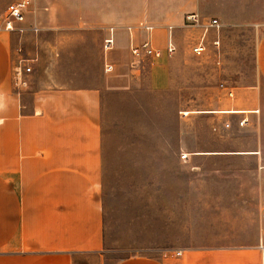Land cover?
Returning <instances> with one entry per match:
<instances>
[{
  "label": "rangeland",
  "instance_id": "374dc122",
  "mask_svg": "<svg viewBox=\"0 0 264 264\" xmlns=\"http://www.w3.org/2000/svg\"><path fill=\"white\" fill-rule=\"evenodd\" d=\"M14 1L0 0V13ZM191 12L218 19L219 64L212 51L202 57L192 53L203 31L186 27ZM143 19L156 28L154 41L161 49L172 26L176 51L163 59L145 58L136 69L131 33L127 27L128 40L124 27ZM28 20L42 28L38 61L49 68L40 71V79L54 87L101 89L107 264L217 237L249 242L260 235L264 178L257 166L260 160L264 165V75L257 48L264 36V0H35ZM111 27L115 45L106 54ZM216 37V31L207 33L208 41ZM27 45L33 54V44ZM22 47L21 54L29 57ZM105 61L113 64L112 71L105 72ZM15 66L14 84L21 80ZM153 77L158 82L165 77L167 86L153 87ZM22 85L19 89L26 88ZM238 92L257 100V113L218 112L219 97L228 102ZM255 148L263 160L201 153ZM182 154L189 159L182 160Z\"/></svg>",
  "mask_w": 264,
  "mask_h": 264
},
{
  "label": "crops",
  "instance_id": "0c3cea01",
  "mask_svg": "<svg viewBox=\"0 0 264 264\" xmlns=\"http://www.w3.org/2000/svg\"><path fill=\"white\" fill-rule=\"evenodd\" d=\"M143 22L152 25L143 19L124 27L128 40L127 27L135 28L133 37L141 40ZM23 43L31 55L29 37L0 32V264H107L101 89L54 87L37 76L49 68L42 60L24 74L26 88H16L13 69ZM257 63L264 75V36ZM152 85L163 88L167 80L153 77ZM220 100L219 113H257V100L245 99L243 92ZM201 153L261 154L257 148ZM257 167L264 178L261 160ZM258 205L264 213V192ZM262 246L264 227L249 242L217 237L157 256L137 253L113 264H263Z\"/></svg>",
  "mask_w": 264,
  "mask_h": 264
},
{
  "label": "built area",
  "instance_id": "2783aa9c",
  "mask_svg": "<svg viewBox=\"0 0 264 264\" xmlns=\"http://www.w3.org/2000/svg\"><path fill=\"white\" fill-rule=\"evenodd\" d=\"M35 0H16L14 2L9 3L4 11L0 13V32H11L18 34L21 38L27 37V34H31L34 39V53L29 57H25L23 53V47L20 45L18 48V52L20 53V57L16 63V79L18 76L21 77L20 83H17L15 80V86L20 87L21 84H27V81L24 78V74H30L33 72V64L38 62L39 60V34L41 31V24L37 20H32L31 22L28 20V14L31 12L32 7L34 6ZM185 25L187 28L192 29L193 31L196 29H202V34L198 37L196 43H194L191 47L192 53L197 57H202L208 54L210 51L214 52L217 57V63L220 62L221 57V40H220V23L217 18L213 19H201L199 14L193 13L189 14L186 17ZM131 33V44L130 51L132 55V66L133 68L138 69L139 63L144 61L145 58L156 59L160 58L163 55L172 56L176 51V46L173 42V27L168 26L167 31V45L164 49H161L155 44L154 41V26L143 22L138 26L144 34L145 37L141 42H135L132 30L135 29L133 27L128 28ZM112 28H110V34L107 38L104 39V51L107 54L114 48L115 38L113 34ZM216 31L217 37L212 41L207 40V33L209 31ZM113 69V64L105 61L104 62V70L105 72H110ZM223 90L227 91V94L232 97L234 92L232 88L224 86L221 84ZM245 121L241 122L242 124ZM181 158L183 160L188 158V154H182ZM262 259L264 264V246H262Z\"/></svg>",
  "mask_w": 264,
  "mask_h": 264
},
{
  "label": "bare ground",
  "instance_id": "6f19581e",
  "mask_svg": "<svg viewBox=\"0 0 264 264\" xmlns=\"http://www.w3.org/2000/svg\"><path fill=\"white\" fill-rule=\"evenodd\" d=\"M223 112H227V111H223ZM229 112V111H228ZM243 112V111H242Z\"/></svg>",
  "mask_w": 264,
  "mask_h": 264
}]
</instances>
